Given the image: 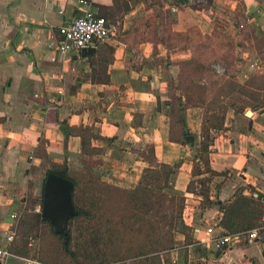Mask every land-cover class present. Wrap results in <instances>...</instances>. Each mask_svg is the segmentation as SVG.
Segmentation results:
<instances>
[{"label":"crops","instance_id":"obj_1","mask_svg":"<svg viewBox=\"0 0 264 264\" xmlns=\"http://www.w3.org/2000/svg\"><path fill=\"white\" fill-rule=\"evenodd\" d=\"M89 10L116 24L118 36L60 53V29ZM263 38L264 0H0V247L17 231L9 264L35 260L24 255L17 229L24 213L42 209L30 203L50 163L121 189L137 186L146 169L181 163L165 191L185 197L192 232L189 241L175 234L172 264H264V226L259 239L236 238L223 251L213 241L225 233L217 201L242 188L264 198ZM197 53L230 68L226 82L245 93L227 99L247 102L228 110L210 148V206L194 176L205 109L192 104V85L209 84L193 76ZM179 105L193 146L176 141Z\"/></svg>","mask_w":264,"mask_h":264},{"label":"trees","instance_id":"obj_2","mask_svg":"<svg viewBox=\"0 0 264 264\" xmlns=\"http://www.w3.org/2000/svg\"><path fill=\"white\" fill-rule=\"evenodd\" d=\"M258 47L264 56V38L258 42ZM197 54L200 60L192 67L193 74L205 73L207 77L196 80L202 81L209 79L210 76L214 78L216 76L219 81L231 84L230 81L226 82L227 77H232L230 68L225 67V75H219L215 70L216 62L220 59L211 61L206 58L209 55ZM208 82L209 84L205 87L192 85L197 94L192 104L205 109L201 145L197 148L194 159V176L199 178L197 182L200 185V195L204 206L212 205L210 183L211 177L216 175L211 168L210 148L216 136L224 130L228 110L243 105L244 102L229 103L234 98L228 100V96L220 97L218 102L214 100L210 102L213 89L210 88V80ZM257 100L259 105L264 107V96ZM182 112H185V109L179 105L175 112V122L179 127L181 139L176 141L193 146L197 137L181 126ZM148 153L147 159L154 164L156 162L154 149H148ZM180 167L181 163L173 167L162 166L160 170L146 169L137 186L121 189L104 183L100 175L92 171L73 173L67 164L50 163L46 177L53 173L72 181L75 185L74 202L77 215L69 224L68 236H61L64 240L65 254L73 259L71 244L75 235L78 234V238H87V242L96 250V253L91 251L84 253L83 259L87 264H125L127 262L158 264L159 256L163 257L165 264H172L171 253L175 246V234L180 232L189 241L192 232V228L185 220L187 210L185 197L165 191L166 188L173 187V178ZM215 204L223 213L219 226L225 231L224 235L234 236L264 226V198L255 197L254 191L246 195L245 189L242 188L236 192L232 201L228 203L217 201ZM157 206L159 209H156ZM111 208L113 213L108 211ZM158 214L159 219L156 217ZM31 216L28 221L30 225L22 237L24 255L28 258L32 252V247H28L32 240L29 237L30 233L38 223H49L43 219L42 212ZM74 260L75 264H82L75 256ZM192 264L208 263L198 261Z\"/></svg>","mask_w":264,"mask_h":264},{"label":"rangeland","instance_id":"obj_3","mask_svg":"<svg viewBox=\"0 0 264 264\" xmlns=\"http://www.w3.org/2000/svg\"><path fill=\"white\" fill-rule=\"evenodd\" d=\"M210 55V57H212ZM219 65H221L219 62H216ZM193 76L197 77L198 79L205 78L206 74H199L194 73ZM258 77L260 79V88L264 89V75H259ZM207 77V76H206ZM210 80V88L213 89V91L210 94V102L214 101H220L219 98L222 96H229L232 94V92H240L245 93V91H242L237 84H226L225 82H221L218 80V77L215 76L208 79ZM249 95V94H248ZM232 96V95H230ZM236 97L234 100H230L229 103H238L240 104L243 102V99H240L239 95H235ZM264 96V93H263ZM247 102H243V105H246ZM149 154V153H148ZM78 171V170H77ZM74 171L73 173L77 172ZM84 172V171H83ZM45 175L41 176V180L44 181ZM42 198L38 197L37 199L31 198V203L33 206L37 203H43L41 202ZM42 206V204H41ZM156 209H159V206L156 207ZM32 210L34 211L33 207ZM109 213H113V208L108 210ZM42 212V209H41ZM103 212V211H101ZM35 212H27L24 213L20 222V225L18 227V235L21 236V239L24 235V232L26 231L27 227H29L30 223L28 221L31 219V215H33ZM110 216V215H108ZM157 219H159V214L156 216ZM34 225V223H32ZM30 239L32 243V252L30 253V258L37 260L39 263L43 264H75L74 256L82 262V264H87L84 259L83 255L86 251H91L96 253V250L90 246V243L87 242V238H78V234L75 235V239H73L71 244V252L73 253V259L70 255L65 254V248H64V240L61 236L56 235L54 232L53 227L50 223L41 222L38 223L35 227L32 233H30ZM175 248V246H174ZM173 252V251H172ZM198 262V261H195ZM158 263V258H157ZM194 263V262H193ZM125 264H132L131 262H127ZM210 264V263H208Z\"/></svg>","mask_w":264,"mask_h":264},{"label":"built area","instance_id":"obj_4","mask_svg":"<svg viewBox=\"0 0 264 264\" xmlns=\"http://www.w3.org/2000/svg\"><path fill=\"white\" fill-rule=\"evenodd\" d=\"M118 26L108 19L97 15L95 12L89 10L82 17L74 20L71 24L60 29L61 40L58 44V50L62 54L80 52L88 49L91 45L96 43H103L109 39L118 36ZM258 62L257 66L261 67ZM215 70L219 75L225 74V69L222 65L216 64ZM41 213V210H37ZM206 233L211 235L214 230L207 229ZM17 237L16 228L6 237L7 246L0 247V264H9V258L12 256L11 246ZM247 238L248 241L257 240L260 238L259 230H252L245 233L231 235H222L214 239L218 242L221 250H225L234 239ZM27 264H40L37 260H31Z\"/></svg>","mask_w":264,"mask_h":264},{"label":"water","instance_id":"obj_5","mask_svg":"<svg viewBox=\"0 0 264 264\" xmlns=\"http://www.w3.org/2000/svg\"><path fill=\"white\" fill-rule=\"evenodd\" d=\"M37 189L38 197L43 200V219L49 221L56 235L67 237L69 224L77 215L74 183L50 173L44 181L37 183Z\"/></svg>","mask_w":264,"mask_h":264}]
</instances>
